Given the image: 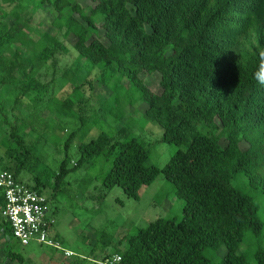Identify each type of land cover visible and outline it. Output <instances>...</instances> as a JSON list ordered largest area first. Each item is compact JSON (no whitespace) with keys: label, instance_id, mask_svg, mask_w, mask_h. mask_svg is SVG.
Returning <instances> with one entry per match:
<instances>
[{"label":"trees","instance_id":"16d2710c","mask_svg":"<svg viewBox=\"0 0 264 264\" xmlns=\"http://www.w3.org/2000/svg\"><path fill=\"white\" fill-rule=\"evenodd\" d=\"M31 1L35 15L46 4L51 7L57 32L28 24L40 40L31 56L14 61L17 70L38 69L44 55L69 52L65 39L73 36L79 58L128 79L148 105L146 117L164 129L163 141L185 146L159 168L147 164L150 152L140 137L114 141L101 132L79 145V159L69 167L76 132L66 140L58 185L104 154L114 158L103 179L107 189L119 186L127 197L140 200L141 189L163 172L184 200L180 220L158 218L124 235L110 252L92 249L98 264L114 254L122 257L121 264H264L263 246L254 249V263L241 252L248 235L260 241L264 233V85L256 78L264 65V0H88L89 13L80 0ZM100 28L108 44L99 38ZM144 73L160 74V92L145 84ZM15 161L16 166L0 163V172L19 180L25 164ZM27 186L44 193L40 186ZM4 224L0 264H25L10 247L11 229ZM221 246L226 254L213 263L206 251ZM86 260L76 253L68 264Z\"/></svg>","mask_w":264,"mask_h":264},{"label":"rangeland","instance_id":"374dc122","mask_svg":"<svg viewBox=\"0 0 264 264\" xmlns=\"http://www.w3.org/2000/svg\"><path fill=\"white\" fill-rule=\"evenodd\" d=\"M80 2L89 13L90 1ZM50 8L46 4L35 15L36 3L31 0H0V163L16 166L19 161L15 160L24 162L19 180L40 186L49 198L57 220L52 234L64 248L85 256L86 264H98L92 249L102 254L110 252L124 235L136 234L158 218L180 220L184 200L176 196L163 172L141 189L140 200L127 197L119 186L107 189L103 179L114 158L104 154L58 185L56 175L66 155V140L76 132L69 167L79 159V145L96 139L101 132L114 137V141L140 137L150 152L147 164L159 168L185 146L163 141L164 129L146 117L148 105L128 79H120L110 67L95 66L79 58L72 49L73 36L65 39L69 52L49 53L48 58L44 55L38 69H26L25 73L17 70L14 61L31 56L34 44L40 40L28 24L40 31L57 32L52 27L55 13ZM31 18L34 25L28 21ZM99 38L108 44L103 28ZM141 77L153 91H161L159 73H144ZM241 146L245 149L247 143ZM260 215L264 221V207ZM4 221L0 208V228H6ZM259 240L248 235L241 247L252 263L254 249L264 247V233ZM0 242L6 244L3 236ZM10 247L24 256L25 264H68L73 257L66 258L62 251L37 242L21 246L14 238ZM226 251L221 246L216 251H206V255L219 263Z\"/></svg>","mask_w":264,"mask_h":264},{"label":"built area","instance_id":"2783aa9c","mask_svg":"<svg viewBox=\"0 0 264 264\" xmlns=\"http://www.w3.org/2000/svg\"><path fill=\"white\" fill-rule=\"evenodd\" d=\"M0 190L4 197L1 215L10 226L12 237L18 244L28 246L37 242L62 251L66 258L76 255L72 250L64 248L52 234L57 220L45 194L31 189L7 170L0 172ZM121 262L122 257L114 254L104 264Z\"/></svg>","mask_w":264,"mask_h":264},{"label":"clouds","instance_id":"9594fccd","mask_svg":"<svg viewBox=\"0 0 264 264\" xmlns=\"http://www.w3.org/2000/svg\"><path fill=\"white\" fill-rule=\"evenodd\" d=\"M256 78L259 84L264 85V65H262L261 70L257 72Z\"/></svg>","mask_w":264,"mask_h":264}]
</instances>
